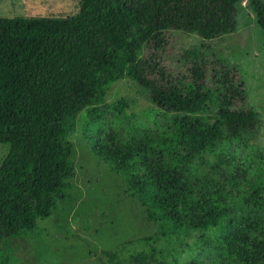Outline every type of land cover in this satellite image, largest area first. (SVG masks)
<instances>
[{"label":"trees","instance_id":"1","mask_svg":"<svg viewBox=\"0 0 264 264\" xmlns=\"http://www.w3.org/2000/svg\"><path fill=\"white\" fill-rule=\"evenodd\" d=\"M242 1L264 41L261 0H79V12L66 18H0V144L9 147L0 166V264H11L13 241L41 237L35 215L48 217L70 190L66 136L82 111L83 138L128 182L160 237L198 233L204 242L208 230H231L252 191L264 205V155H245L234 140L258 114L222 111L213 124L204 116L214 101L240 100L237 65L198 47L168 51L171 32L202 41L235 32ZM123 79L146 90L164 120L135 124L126 101L108 104V90ZM131 155L134 164L125 162ZM205 155L227 156L228 169L208 173ZM257 215L261 225L234 226L224 242L213 237L212 248L228 252L222 263L264 264V207ZM142 255L111 253L101 264H166L164 252Z\"/></svg>","mask_w":264,"mask_h":264},{"label":"rangeland","instance_id":"2","mask_svg":"<svg viewBox=\"0 0 264 264\" xmlns=\"http://www.w3.org/2000/svg\"><path fill=\"white\" fill-rule=\"evenodd\" d=\"M79 9V0H0V18H66L76 15ZM169 38V52L198 47L208 56L213 53L237 65L236 83L242 93L240 100L233 103L214 101L204 116L208 124H213L222 111H255L258 117L254 127L240 133L234 140L241 144L245 155H264V41L246 1L240 4L238 27L232 34L202 41L194 34L175 31ZM120 100L126 101L124 114L135 119V124L152 127L154 119L164 120L147 91L131 79L120 80L108 90V104ZM86 116L85 111L80 112L74 131L66 136L72 145L74 165L70 190L54 202L55 208L48 212V217L35 215L41 234L39 239L27 237L13 241L15 249L11 264H101V260L106 261L104 256L111 253H118L121 259H128L132 254H143L150 259V254L158 251L165 253L166 264H224L222 256L228 252L219 254L214 250L211 245L213 237L219 236L224 242L227 235L230 237L235 233L231 231L234 226L240 232L252 225H261L257 211L264 207L258 201L263 196L252 191L253 197L245 199L249 208L243 217L232 218L231 230H208L204 242L199 240L201 234L198 233L183 238L160 237L156 225L147 220L146 208L132 193L128 182L110 172L83 138ZM8 148V145L0 144V166ZM204 159L212 160L213 168L202 166L208 173L217 171L221 174L229 167L227 156L213 159L205 155ZM136 160V155L125 158L129 164ZM196 165L201 166V161L195 160L193 167ZM251 247L249 243L248 248ZM229 253L232 255L231 250ZM242 264H252V261L247 259Z\"/></svg>","mask_w":264,"mask_h":264}]
</instances>
